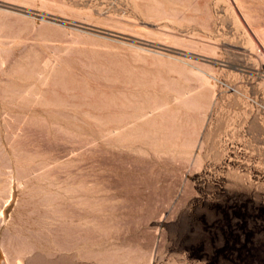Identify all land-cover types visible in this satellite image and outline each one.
Here are the masks:
<instances>
[{"label":"rangeland","instance_id":"rangeland-1","mask_svg":"<svg viewBox=\"0 0 264 264\" xmlns=\"http://www.w3.org/2000/svg\"><path fill=\"white\" fill-rule=\"evenodd\" d=\"M0 264H264V0H0Z\"/></svg>","mask_w":264,"mask_h":264},{"label":"bare ground","instance_id":"bare-ground-1","mask_svg":"<svg viewBox=\"0 0 264 264\" xmlns=\"http://www.w3.org/2000/svg\"><path fill=\"white\" fill-rule=\"evenodd\" d=\"M204 78V77H203ZM209 80V79H208ZM204 81H206V80H204ZM186 93V92H185ZM181 96V95H180ZM182 97H184V96H182ZM189 98H190V96H189ZM181 99V98H180ZM183 100V99H182ZM181 100V101H182ZM184 100H187V99H184ZM187 102V101H186ZM183 103V102H182ZM158 109V108H157ZM111 134V133H110Z\"/></svg>","mask_w":264,"mask_h":264}]
</instances>
